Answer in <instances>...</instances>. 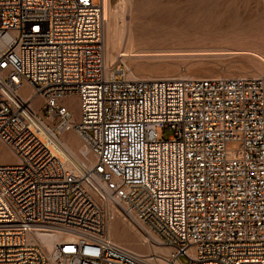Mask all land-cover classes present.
<instances>
[{
  "label": "built area",
  "instance_id": "obj_1",
  "mask_svg": "<svg viewBox=\"0 0 264 264\" xmlns=\"http://www.w3.org/2000/svg\"><path fill=\"white\" fill-rule=\"evenodd\" d=\"M105 24L104 0H0L17 158L0 163V264H264V76L136 77L107 66ZM68 131L84 151L54 144ZM114 217L168 255L114 243Z\"/></svg>",
  "mask_w": 264,
  "mask_h": 264
},
{
  "label": "rangeland",
  "instance_id": "obj_2",
  "mask_svg": "<svg viewBox=\"0 0 264 264\" xmlns=\"http://www.w3.org/2000/svg\"><path fill=\"white\" fill-rule=\"evenodd\" d=\"M109 1L113 7V0ZM124 2L127 5L118 8L120 25H124L120 49L139 54L124 58L138 76H264V62L260 58L264 57V0ZM105 37L107 48L106 26ZM30 92L25 90L26 94ZM33 103L39 110L43 99L37 96ZM65 103L77 111L76 95L67 96ZM69 132L62 133L60 139L70 143L79 139L78 148L83 147L81 139ZM158 133L161 139H167L172 130L158 128ZM0 144L5 147L0 145V163L15 162L10 148L1 141ZM110 223L116 228L109 233L115 241L143 253L160 251L145 241L142 232L137 234L131 224L127 227L128 223L119 217L111 219L107 229ZM181 260L188 261L185 256Z\"/></svg>",
  "mask_w": 264,
  "mask_h": 264
},
{
  "label": "bare ground",
  "instance_id": "obj_3",
  "mask_svg": "<svg viewBox=\"0 0 264 264\" xmlns=\"http://www.w3.org/2000/svg\"><path fill=\"white\" fill-rule=\"evenodd\" d=\"M125 0H113V7L110 5V1L109 0H104V10H105V14H106V34H107V48H106V63H107V66L109 68H112L113 66H115L118 61H124V58H131L132 56H138L139 54H133V53H130V52H127V50H123L120 49V46L122 43H120L121 41V32L122 30L124 29L122 25H120V18H119V13H118V8H119V5H123L125 2ZM127 1V0H126ZM129 2V0H128ZM127 3V2H126ZM125 3V4H126ZM127 5V4H126ZM124 9V8H123ZM123 16V15H122ZM124 19V18H123ZM123 19H121L123 21ZM106 39V37H105ZM119 58V59H118ZM262 59V61L264 62V57L261 56L260 57ZM126 63V62H125ZM129 67V66H128ZM131 72L130 74L133 75V76H136V77H140L138 76L136 73H134L132 71V69L130 68ZM167 77H171V76H167ZM177 77V76H175ZM180 77V76H178ZM187 77V76H185ZM140 78H144V77H140ZM151 78H163V77H149V78H144V79H151ZM31 93H33L32 91L30 93H28V95H30ZM37 97V96H34L32 97V103H33V100L34 98ZM34 105V103H33ZM36 109V108H35ZM38 110V109H36ZM69 133H72V132H69ZM75 133V132H74ZM76 134V133H75ZM74 135V134H73ZM77 135V134H76ZM78 136V135H77ZM79 137V136H78ZM80 138V137H79ZM81 139V138H80ZM1 141V140H0ZM82 141V140H81ZM2 142V141H1ZM53 142L54 144L61 150V151H64V150H68V151H72V152H75L77 153V151L81 152V151H84L85 149V146H84V143H83V147H79L78 148V144L80 143L79 142V139H77L76 143H70L68 140H61L60 137H57L55 139H53ZM83 142V141H82ZM11 150V149H10ZM12 151V150H11ZM13 153V151H12ZM14 154V153H13ZM15 155V154H14ZM16 156V155H15ZM17 160V158H16ZM89 161H93V157L90 155L89 157ZM115 218V217H114ZM112 218V219H114ZM119 219L123 220L124 222H126L123 218L119 217ZM128 223V222H127ZM130 224L131 223H128L127 226L130 227ZM134 226V227H133ZM131 228H133V231L135 230L136 233L138 234V232H142V234H144V238H145V241L148 242V243H151L153 245H155L157 248L160 249V251H152L150 253H143L141 251H138L132 247H129L127 245H124L122 243H119L117 241H115L114 239H112L110 236H109V233L110 231H116V228L113 226V223L109 224L108 225V229H107V238H109L110 240H112L114 243L130 250V251H133L137 254H158V255H168L169 253V250L167 247H164V246H161L159 244V242L157 241L156 237L152 234L151 231H148V233H144L142 230H140L137 226H135L134 224H131ZM122 235H124L122 232H121ZM125 237V235H124ZM47 240H44V242H46Z\"/></svg>",
  "mask_w": 264,
  "mask_h": 264
},
{
  "label": "crops",
  "instance_id": "obj_4",
  "mask_svg": "<svg viewBox=\"0 0 264 264\" xmlns=\"http://www.w3.org/2000/svg\"><path fill=\"white\" fill-rule=\"evenodd\" d=\"M75 136H76V134L73 132V131H71ZM2 147H4L2 144H0ZM5 148V147H4ZM127 227H129V226H127ZM130 228V227H129Z\"/></svg>",
  "mask_w": 264,
  "mask_h": 264
}]
</instances>
